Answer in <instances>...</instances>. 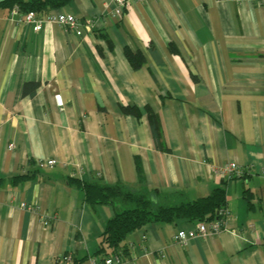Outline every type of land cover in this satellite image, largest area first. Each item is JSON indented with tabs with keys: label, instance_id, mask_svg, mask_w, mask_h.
<instances>
[{
	"label": "crops",
	"instance_id": "obj_1",
	"mask_svg": "<svg viewBox=\"0 0 264 264\" xmlns=\"http://www.w3.org/2000/svg\"><path fill=\"white\" fill-rule=\"evenodd\" d=\"M116 8L114 0H72L50 12L72 14L77 29L43 20L36 31L0 7V264L101 257L100 234L121 206L86 204L72 178L184 191L190 200L225 190L221 231L175 239L198 221L148 223L112 264H264V1L126 0ZM31 81L36 92L24 96ZM47 160L54 163L38 165ZM228 161L244 173L221 176ZM14 175L25 178L14 183Z\"/></svg>",
	"mask_w": 264,
	"mask_h": 264
},
{
	"label": "trees",
	"instance_id": "obj_2",
	"mask_svg": "<svg viewBox=\"0 0 264 264\" xmlns=\"http://www.w3.org/2000/svg\"><path fill=\"white\" fill-rule=\"evenodd\" d=\"M72 0H0V7L11 10L17 6L20 14L32 12L37 18H45L51 9L60 8L69 4ZM98 36L105 35L98 31ZM170 50L175 51L173 45L168 43ZM127 56L136 67L143 61V57L137 53L127 51ZM38 82H26L23 85L22 94L33 95L38 87ZM148 121L156 146L161 147V129L158 118L152 111L147 112ZM138 169V181L143 180L140 167ZM25 178L24 175H14L12 182ZM77 186L82 189L84 202L88 205L118 204L120 211L115 212L105 224L100 234V242L95 255H101L99 259L104 261L112 254L125 255L127 248L125 241L128 235L155 221H175L182 217L189 221H211L221 218L217 211L226 206L225 190L222 187L215 188L210 194L190 200L184 191L164 192L157 187H144L134 189L124 182L99 183L83 181L72 178ZM79 260H75L77 263Z\"/></svg>",
	"mask_w": 264,
	"mask_h": 264
},
{
	"label": "built area",
	"instance_id": "obj_3",
	"mask_svg": "<svg viewBox=\"0 0 264 264\" xmlns=\"http://www.w3.org/2000/svg\"><path fill=\"white\" fill-rule=\"evenodd\" d=\"M126 0H114L116 3V13H121L123 9V4ZM236 2H239L241 0H234ZM264 1V0H261ZM12 11H18L17 6H14L12 8ZM21 20H23L26 23H31L33 24V28L37 31L41 28V23L43 20H48L50 22H57L62 26L68 27V28H78V20L72 15V14H64V13H49L44 19L43 18H37L35 15L30 11L25 14L21 15ZM77 32H79L77 30ZM55 99L58 103L59 106L63 105V101L60 98L59 94L55 95ZM9 147H12V144H9ZM54 163L53 160H47L45 162L40 161L38 163L39 166H48L52 165ZM217 172L225 177V178H232L234 176H241L244 173V168L238 164L235 161H228L222 166H220L217 169ZM262 172L264 173V168L262 169ZM21 206L26 208V209H31V210H37L39 211L38 206H30L26 204L25 202H21ZM217 214L221 216V218H215L211 221H198L195 224V227L193 229H189L188 231H180L178 232L174 238L175 239H186L187 237H194L198 234L200 235H207L210 233H216L221 231L223 228L226 227V218L228 216V211L226 210L225 207L219 208L217 211ZM45 221V220H44ZM120 259V254L115 253L107 257L104 261H101L99 258H90L88 260V264H112L114 261L118 262ZM67 261H70V257L66 258Z\"/></svg>",
	"mask_w": 264,
	"mask_h": 264
},
{
	"label": "rangeland",
	"instance_id": "obj_4",
	"mask_svg": "<svg viewBox=\"0 0 264 264\" xmlns=\"http://www.w3.org/2000/svg\"><path fill=\"white\" fill-rule=\"evenodd\" d=\"M117 211H119V209H118ZM117 211H116V212H117Z\"/></svg>",
	"mask_w": 264,
	"mask_h": 264
}]
</instances>
